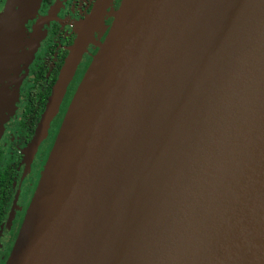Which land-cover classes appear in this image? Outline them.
Here are the masks:
<instances>
[{"label":"water","instance_id":"water-1","mask_svg":"<svg viewBox=\"0 0 264 264\" xmlns=\"http://www.w3.org/2000/svg\"><path fill=\"white\" fill-rule=\"evenodd\" d=\"M41 0L0 14V80ZM82 23L32 143L86 42ZM5 264H264V0H120Z\"/></svg>","mask_w":264,"mask_h":264},{"label":"flooded vegetation","instance_id":"flooded-vegetation-1","mask_svg":"<svg viewBox=\"0 0 264 264\" xmlns=\"http://www.w3.org/2000/svg\"><path fill=\"white\" fill-rule=\"evenodd\" d=\"M96 0H41L23 25L21 50L0 80V264H5L71 98L112 21L113 0L86 42L73 76L34 147L39 125L82 23ZM8 0H0V14Z\"/></svg>","mask_w":264,"mask_h":264}]
</instances>
